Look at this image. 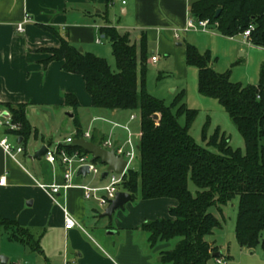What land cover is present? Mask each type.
I'll return each instance as SVG.
<instances>
[{"label":"crops","instance_id":"1","mask_svg":"<svg viewBox=\"0 0 264 264\" xmlns=\"http://www.w3.org/2000/svg\"><path fill=\"white\" fill-rule=\"evenodd\" d=\"M196 1L0 0V110L8 112L7 105H24L31 127L25 142L18 134L0 127V140L6 139L13 149H23L12 159L0 147V178H6L5 185L0 186V218L15 221L20 227L28 229L38 240L41 250L40 254H34L43 257L46 264H162L160 252L168 250L171 245L159 244L151 248L141 226L148 221L171 219L169 210L175 208L177 202L166 198L138 200L134 205L131 202L117 210L109 221L100 216L98 218L97 209H105L99 208L93 200H86L82 189H102L107 185L98 186L95 181L87 180V176H75L72 187L61 189L54 197L39 187L64 184L62 167L54 168L43 157L35 160L34 155L43 146L53 148L59 144L64 146L67 139L76 140L73 138L76 131L73 113H67L68 121L64 122L66 136L58 135L61 131L60 112L65 109L72 112L65 106V95L71 94L77 99L81 130L90 134L88 141L95 145L101 146L110 140L119 146L131 134L137 146L141 136L139 119L137 126L136 117L130 121L134 114L92 108L81 76L64 72L61 62L44 65L50 55L43 50L57 49L60 43L42 26L56 28L60 36L66 37L78 49L82 48V52L107 62L113 55L110 43L100 33L101 28L108 26L121 35L127 34L131 43L137 46L144 36L147 66L158 70L160 65H168L171 73L182 80L188 73L183 34L192 32H183V29L190 15L189 8ZM25 14L30 21L24 26V32L18 33L17 25L23 21ZM175 32H178V39L174 37ZM199 32L208 35L206 39L210 42L240 38L241 46L264 49L245 43L241 36L223 37L210 26L207 31ZM237 51L239 60L247 54L242 48ZM152 57H157L155 63L151 62ZM211 67L214 69L215 64L212 63ZM35 111H43L42 119L46 120L42 122L40 119L38 124L33 122L30 115ZM48 111L57 114L53 116ZM124 113L128 116L125 117ZM98 163L101 164L96 161V166ZM105 171L106 166L100 176L97 175L101 180L107 179L101 178ZM103 194L99 192L98 195ZM63 208L83 230L64 229ZM140 231L146 236L139 234ZM223 238L213 234L209 242L215 243L226 264H264V256L259 257L256 249H241L235 235L233 241L237 248ZM22 249L30 251L20 243L9 241L0 230V264H9L12 260L16 264L29 261L22 255Z\"/></svg>","mask_w":264,"mask_h":264},{"label":"trees","instance_id":"2","mask_svg":"<svg viewBox=\"0 0 264 264\" xmlns=\"http://www.w3.org/2000/svg\"><path fill=\"white\" fill-rule=\"evenodd\" d=\"M217 10H220L218 17ZM189 14L197 20H208L210 27L227 38L241 36L252 26L249 43L264 48V0H197L191 4ZM42 27L60 43L57 49L43 50L50 55L44 65L61 62L64 72L81 76L92 108L139 113V167L137 171L126 172L119 188L131 195V202L163 198L177 202L169 210L171 219L148 221L141 226L151 248L177 239L172 249L160 252L162 264L224 261L221 254L213 257L219 253L218 248L206 240L222 228L224 221V218L219 221L211 209L215 208L222 216V207L235 198L238 205L234 234L238 246L251 251L260 248L264 254V65L260 67L257 85L232 83L228 73L218 74L211 67L209 52L200 53L185 43L186 65L198 73V93L217 101L225 110L243 139L245 152L232 149L229 138L219 130L203 147L189 134L197 112L187 108L183 90L169 105L147 92L148 54L144 36L137 46L127 34L121 35L114 28L100 29L111 45L117 69L114 72L105 59L79 52L56 28ZM64 100L74 115L73 138H82L84 133L77 115L79 103L71 94L65 95ZM5 108L13 123L21 127L14 133L25 142L31 133L26 107ZM202 135L206 141V129ZM60 148L68 154L84 153L79 148L63 145ZM189 181L197 189L195 195L188 189ZM0 230L9 241L41 253L38 240L17 222L0 218Z\"/></svg>","mask_w":264,"mask_h":264},{"label":"rangeland","instance_id":"3","mask_svg":"<svg viewBox=\"0 0 264 264\" xmlns=\"http://www.w3.org/2000/svg\"><path fill=\"white\" fill-rule=\"evenodd\" d=\"M207 37L209 36L199 31L198 32L192 31L190 33L183 34V39L185 40L186 44L194 46L195 48H197V50L200 53L209 52L211 54L213 60L212 63L215 64L214 71L216 73L218 74L228 73L230 81L232 83L241 84V85L258 84L260 67L264 65V49L247 47L246 45L241 46L240 38L234 41L216 39L217 42L216 40L214 42H210V40L206 39ZM103 42H105V40H103ZM244 42L247 43L246 41ZM198 46L200 50L198 49ZM210 47L213 48V50H210L209 49ZM239 48H242L247 52L246 56L242 60H239L240 58H238L239 54L237 50ZM107 63L112 71L114 72L117 71L115 61L112 57L111 60ZM138 79H139V73H138ZM197 79H198L197 70L192 67H188V73L186 75V78L181 80V79H177L175 74L171 73V68L168 67V65L167 66L160 65L158 67V70L153 66H147L145 87L150 95H152L157 99L163 100L167 105L171 104L176 94L183 90L185 92L184 102L187 108L191 110H195L197 112L196 119L193 122L189 131L191 138L200 146L206 147V143L209 140V138L213 136L217 130H219L221 134H224L227 138H229V144L232 149L241 150V152L244 153L245 148H244L243 139L236 130V128L234 127V125L232 124L228 114L218 104L217 101L202 97L198 93ZM174 89H177V92H173ZM55 111H48V114L56 116L57 113ZM43 113H44L43 111H35V113L34 112L31 113L30 117L33 120V122L38 124L40 119L43 118L42 116ZM67 113L72 114V112H68L67 109L62 110L60 112V116L62 114V118H60L59 120L60 121L59 126L61 127V131L59 132L58 135H61V137L66 136L67 130H65L66 128L64 127V122L68 121ZM132 114H134V116L136 117L135 125L137 126L139 113L133 112ZM124 116L127 117L128 115L124 113ZM45 120L46 119H42L41 121L43 122ZM180 123L181 124L184 123L183 118L180 119ZM204 129H206V137H207L206 141L204 140L202 135ZM52 137L55 138L56 135L53 134ZM40 162L43 163V160H41ZM97 167L100 172H103L105 169V166L99 163L97 164ZM138 167H139V160H138V151H137L136 158L130 165V169L137 171ZM99 176L93 177V175H88L86 179L95 181L98 186L108 185L109 180L108 179L101 180ZM188 189L192 193V195H195L197 189L195 188V186L192 184L191 181L188 182ZM137 202L138 200H136L133 203L131 202L129 203L134 205ZM237 205H238V198H235L233 201L223 206L222 216L220 213L217 212L215 208L211 209V212L215 215V217L219 221L222 222V218H224V221L222 222V229L215 230L214 235H216L218 238L223 236L224 241H231L234 248H237L235 241H233L234 240L233 236L235 235L234 228L237 219ZM103 212H104L103 210L97 209L98 218L99 216L101 217ZM87 231L91 233L90 230ZM139 234H143L144 236H146V234L142 231H140ZM211 238L212 237H207L206 240L209 241ZM176 242L177 239L170 241L168 243L171 245L169 249H172L176 244ZM256 252L259 257L264 256L260 248H256ZM22 255L24 257L26 256L25 258H28L29 261L24 260L23 262L21 260L22 262H20V264H28L29 262L32 264H46L43 257L31 253L28 250L22 249ZM16 261L18 262V260ZM9 264H16V262L12 260L10 261Z\"/></svg>","mask_w":264,"mask_h":264},{"label":"built area","instance_id":"4","mask_svg":"<svg viewBox=\"0 0 264 264\" xmlns=\"http://www.w3.org/2000/svg\"><path fill=\"white\" fill-rule=\"evenodd\" d=\"M124 4V2H123ZM30 19L27 14H25L24 19L21 23L17 25L16 31L18 33L24 32V26L29 23ZM209 28L208 20H197L189 15L186 26L183 29V32L188 31H207ZM253 30V27L250 26L246 31L241 34V37L249 43L250 32ZM175 39H178V32L174 34ZM250 44V43H249ZM157 61V57H152L151 62L155 63ZM135 116L130 117V121H133ZM0 127L5 128L10 132H18L21 127L19 124L13 123L12 117L9 112H4L0 110ZM128 131V130H127ZM129 133V131H128ZM82 138L86 141L90 139V134L84 133ZM73 139H67L66 142L69 143ZM0 147L2 148L5 155L8 157L15 159V155L23 152L21 147L13 149L12 146L8 143L6 139L0 140ZM101 147L107 151H113L116 157H121L126 162L127 166L124 172L121 175L114 174L113 172H109L107 179L109 180L108 185L105 188H88L83 187L84 198L86 200H93L96 202L97 206L101 209H106L109 206V203L115 198L116 194L120 192L119 186L122 183V179L125 176L126 172L130 169V165L136 158V150L137 146L132 141V135L128 134L127 140L119 146H115L113 142L107 140L103 142ZM46 162L51 164L54 168L57 166L63 168V179L64 184L62 186L59 185H39V187L48 191L53 197L60 192L61 189L67 190L72 187V180L76 176L79 169L87 167L88 175L97 176L100 175V171L96 166V162L91 161V155L85 153L75 152L73 154H68L63 149L60 148V144L53 147L47 148V152L43 157ZM6 183V178H0V186H4ZM99 192H103L102 196L98 195ZM55 201V199H54ZM56 202V201H55ZM64 216V229L72 230L78 228L83 230L82 226L75 220V218L65 209H62ZM216 264H226L223 260H216Z\"/></svg>","mask_w":264,"mask_h":264},{"label":"water","instance_id":"5","mask_svg":"<svg viewBox=\"0 0 264 264\" xmlns=\"http://www.w3.org/2000/svg\"><path fill=\"white\" fill-rule=\"evenodd\" d=\"M220 14V10H217L216 17ZM181 44H178L180 46ZM79 52H82V48L78 49ZM64 146L66 147H74L79 148L82 151L86 152L87 154L91 155V161L96 162L99 161L102 165L106 166V171L102 173L101 178H107L109 175V172H113L114 174L121 175L127 164L121 157H116L113 151H107L103 149L101 146L95 145L94 143L90 141H86L83 138H79L76 140H72L69 143H65ZM47 152V148L43 146L40 148L34 155L35 160H40ZM88 168L84 167L78 170L76 176H82L85 178L88 176ZM132 197L130 194L125 192H118L115 196V198L109 203V206L104 210L103 214L101 215V218H106L109 221L112 220L113 214L118 209H123L126 204L131 202ZM220 254H214L213 257H218Z\"/></svg>","mask_w":264,"mask_h":264}]
</instances>
